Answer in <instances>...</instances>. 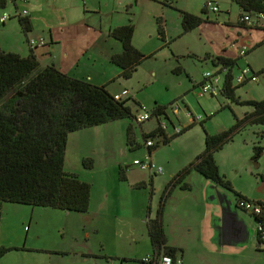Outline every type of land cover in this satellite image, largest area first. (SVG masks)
<instances>
[{
  "label": "rangeland",
  "instance_id": "374dc122",
  "mask_svg": "<svg viewBox=\"0 0 264 264\" xmlns=\"http://www.w3.org/2000/svg\"><path fill=\"white\" fill-rule=\"evenodd\" d=\"M17 3L18 8L21 10L23 2L18 1ZM218 3L223 12L230 7L231 17L235 20L238 16V7L231 0H223V4L220 1ZM0 11L13 14V1L7 0L6 6ZM169 12V15H164L163 18L164 25H167V30H165L168 39L167 48H162L157 51L156 55L145 59L138 65L130 78L115 76L113 80H107L108 89L111 91L113 88L118 87L129 90L131 96L129 104L133 112L138 105L149 109L155 103H160L167 106V114L177 124L175 116L168 105L170 100L175 99L179 106L183 108V104L180 102L182 98L184 107L187 106L191 109L195 116L198 114L202 116L200 121L196 120L168 144L164 145L158 139H154L156 143L158 142V146L151 152V159L156 166H160L163 170L162 173L153 176L156 181V189L161 187L164 179L163 175L167 173L168 169L175 168L178 160L184 161L190 155L194 157L203 151L206 133L215 134L230 127L234 123L233 114L240 117L244 112L251 110L250 106L238 105L223 96L215 97L209 94L198 96L195 93L197 88H192V82L201 78L203 70L214 69V67L210 63H205L206 60L200 62L191 58L190 51L209 49L222 52L223 49H226L235 56L239 55L241 56L237 60L239 70L235 71L236 74L240 73V70L247 64L255 71L262 69L259 67L264 68V43L254 48L253 44H243L246 41L242 36L235 38L238 40L237 43L232 42L235 33L234 30L221 23L225 19L224 15H221L222 12L213 13L208 11L207 14L203 13L202 16L204 19L205 17L217 18L220 24L214 26L204 23L184 34H181L179 12L174 9ZM15 16L13 15L7 20V24L12 22V26L16 28V30L13 29V34L7 40L12 42L9 46L3 44V47L6 51L23 52L25 48L28 50L26 33L20 27L18 18ZM104 17L105 15L101 17L98 14H92L89 16V21L91 23L99 19L104 21ZM108 18L109 15H107ZM111 18L113 21L118 19L116 14H113ZM142 19H146V17H142ZM132 22H135V20H132ZM151 25L152 28L149 30L140 25L136 29L135 39L141 44L143 42L152 45L154 42L163 44L160 40L161 34L158 27L153 21H151ZM224 31L230 32L231 36L226 37ZM251 33L261 34L263 37L262 30H253ZM239 47H244L245 53L247 49V53L240 55ZM175 67L180 68L178 71H174ZM152 71L154 72L152 73ZM247 77L248 80L245 84L236 89V95L241 99H263L264 70L260 72L258 81L249 79L251 77L249 74ZM218 78L221 82L222 74H218ZM180 120H182V117H180ZM155 122V118L144 121L141 126L132 122L134 148L127 145L125 131L121 132L119 127L125 125V123L128 124V120L102 123L70 133V138L74 139L79 136L81 140L77 146L66 150L64 170H71L77 173L80 179L92 183L88 211L77 213L48 207L0 202V242L16 243L21 247L24 244L23 242L26 241L27 244L34 245L35 248L39 249L38 252L28 251L27 253L6 252L4 255L2 254L0 264H119L117 262L120 259H125L127 264H139V261L143 258L152 256L153 250L146 233L145 223L137 219L142 216L143 219L146 217V203H151L155 213L156 201H158L162 189L157 190L156 193L154 192L156 197L153 200L148 198L150 197L148 189L140 191L142 196H138V200H142V206L145 209L142 208L143 214H138L136 212L138 208L133 204L136 193L129 189L128 181H132L135 176L140 177L143 173L146 174L147 183H149L150 178L146 171H140L135 166L128 165V163L134 157L143 158L144 154H147L142 132ZM100 130L101 134H98ZM166 131L168 135H171L174 130H171V126L168 125ZM261 132H264V125H248L236 134L233 140L225 143L221 149L216 151L214 159L219 174L228 179L234 192L253 195V198H249L264 205V201L260 199H264V150L257 161L252 159L253 146L260 144L264 146V138L259 135ZM88 138H92L91 142ZM258 141H260V144H257ZM87 143L89 144L88 151L92 161L80 159L83 147ZM92 149L95 153H90ZM83 153L88 152L83 151ZM84 161L91 163L93 166L84 167ZM119 163L123 167L126 165L128 169L126 176L128 178H124L123 174H120ZM132 169L135 171L129 173ZM203 179L204 177L196 170H191L179 183L180 189L186 190V194L190 195L189 201H187L190 206L193 204L192 201L195 197L199 198L201 193L200 183ZM185 180L189 181L192 190L188 191L182 188L184 184H187ZM104 187L112 193L106 203V206H109L106 213L105 207H102L100 203L105 201L101 196L104 193ZM203 187L206 188L205 185ZM228 192L235 196L234 192L230 190ZM145 193L149 195L147 198H145ZM171 196L172 194L169 195V199ZM200 206L203 207L204 204ZM239 213L253 228L249 217L251 210L246 213L242 211ZM151 216H154V214L151 213ZM192 220L193 217L187 219H184V217L174 218L168 220L165 224L166 236L169 242L174 245L180 244L184 248L186 264H264V257L257 248L256 238L251 230L246 243L225 246L217 250L216 247L213 248L209 244L210 242L202 240L204 235L202 228L199 227L198 229V223H193ZM187 224L192 226L193 230L191 232L188 231V226L184 227ZM27 230L28 232H26ZM26 233H28V237L25 240ZM87 233H89V236L86 235ZM89 243H93L91 246L93 248L92 254L88 252L87 258H80V251L85 250L86 245ZM57 248L68 251L69 254L62 256L60 253L48 252ZM100 249L105 255L103 259L98 258ZM107 255H110L109 258Z\"/></svg>",
  "mask_w": 264,
  "mask_h": 264
},
{
  "label": "trees",
  "instance_id": "16d2710c",
  "mask_svg": "<svg viewBox=\"0 0 264 264\" xmlns=\"http://www.w3.org/2000/svg\"><path fill=\"white\" fill-rule=\"evenodd\" d=\"M231 1L240 10L238 15L240 26L247 30L261 29L260 26L247 24L244 17L264 15V0ZM202 12H206L205 9ZM220 12L219 9L217 13ZM179 14L182 34L197 28L202 22L216 23L184 11H179ZM17 18L20 27L27 33L31 29L28 18L19 15ZM133 30V24L127 23L113 28L110 32L122 46L121 53L113 54L111 61L121 69L120 76L126 79L133 75L138 65L145 59L155 55V53L145 55L132 44ZM159 33L162 34L161 26ZM192 57L199 61L211 59L208 55L202 58L195 55ZM210 61L215 67L221 65L220 71L216 73L209 71L213 77L219 72L223 73L221 85L218 82L220 93L212 96H223L238 105L250 106L251 110L244 112L240 117L233 114L234 123L230 127L215 134L206 133L203 151L171 178L165 186V193L172 186L179 185L191 170H196L205 179L231 191L230 182L218 172L214 153L225 143L233 140L234 136L248 125H264V98L241 99L236 95V89L247 81L245 80L243 84L234 83V78L238 74L235 71L239 70L236 61L223 56L213 57ZM178 70L175 68L174 71ZM201 78L200 83L203 82V76ZM130 98L131 96L127 94L115 99L105 85L70 76L53 65L42 66L32 53L21 56L0 49V202L77 213L87 212L91 195L90 183L80 179L76 173L64 170L68 137L70 133L102 123L128 120L126 143L130 146L132 122L140 126L141 122L137 121L136 114L142 108L138 105L140 108L133 112L129 104ZM133 102L136 103L134 100ZM175 103L177 102H173ZM173 104H169L168 107L171 109ZM166 109L167 106L156 105L148 109L151 117L156 116L158 121L155 129L142 133L145 143L148 140L152 141L150 146L145 145L148 155L158 146V142L156 143L154 139L165 145L190 127V125L181 126L179 132L166 137L159 127L160 120H165L167 125L175 128ZM160 115L163 119L159 120ZM259 135L264 138V132ZM257 144H260V141ZM263 150V145H254L252 159L257 161ZM83 165L87 166L85 161ZM125 169L126 166H119L120 174ZM189 187L190 185L184 184L182 188L188 190ZM235 198L236 203L240 200L248 201L240 194H235ZM161 218L162 199L155 216L147 220L146 230L153 251L163 252L171 256L174 261L176 249L166 245ZM254 232L257 248L264 257V237L262 238L255 229ZM7 250L8 248L0 247V255ZM140 261L148 262L144 258Z\"/></svg>",
  "mask_w": 264,
  "mask_h": 264
},
{
  "label": "crops",
  "instance_id": "0c3cea01",
  "mask_svg": "<svg viewBox=\"0 0 264 264\" xmlns=\"http://www.w3.org/2000/svg\"><path fill=\"white\" fill-rule=\"evenodd\" d=\"M18 1L23 2L21 10L18 8V3H17ZM208 1H214L215 3H217L219 9L220 10L222 9L218 2L220 1V3L223 4L222 3L223 0H14L13 14H9L6 12L9 16L5 19H1L2 13L5 11H0V28H1L0 29V42H2L0 43V49L6 51L3 47L4 46L3 44H7V46L11 44L12 41H7V40L9 37H11V34H13V29L16 30L15 26H12V22H9V24H7V20L13 17V15H16L15 17H17L18 15L27 17L29 22L31 23V29L26 33V45L28 47V50L27 48H25V51L23 52L13 51L14 53H17L21 56H26L29 53H32L35 55L38 62L42 66L53 65L61 72L68 74L70 76H73L76 78H85L95 84L105 85L107 90L111 94H115V93L120 92L123 89H126V90L128 89L127 88L121 89L119 87L113 88L112 91L108 89L107 80H110V81L113 80L115 76H120V72H121V69L117 65L113 64L111 61V56L113 54H119L122 51L121 43L117 39H115L113 36H111L110 34L111 30L113 28L125 25L127 23L133 24L134 30H133V35H132V44L140 52H142L145 55H150L152 53H155L156 55L158 50L162 48H167V44H168L167 42L168 39H167V36L165 35V30H167L166 29L167 25H164L163 23L164 15H169L170 13L169 11L174 9L177 12L184 11V12H188V13L200 16L204 20V18L202 17L203 16L202 11L204 9L203 8L204 4ZM190 2H195V3H190ZM6 3H7V0H0V9L4 8L6 6ZM23 10H26L27 12L24 14ZM225 10L227 11L225 12L221 11L222 12L221 15H224L223 17L225 18L221 21V23L223 25L228 26L231 30H234V33H235L234 37L233 38L231 37L233 40L232 42L235 41L237 43L238 40L235 38L237 36H242L243 39L247 42L243 44H248V45L253 44L254 48L261 46L264 43V21L260 25L261 29L247 30L244 27L239 25L238 16L235 18V20L232 19L230 7L228 9L226 8ZM205 11L206 12L204 13L207 14V10ZM239 13H240V10L238 8V15ZM92 14H98L101 17L102 15H105L104 19L106 21L105 20L102 21V19L101 20L99 19L95 21L94 23H91L89 21V16H91ZM113 14L117 15L118 17L117 21H113V19L111 18ZM107 15H109L108 19H107ZM142 17H146V19H142ZM147 17H150V18L147 19ZM205 18L207 20L216 22L211 25L216 26L220 24V21H218L217 18H213V19L209 17L208 18L205 17ZM132 20H135V22H132ZM151 21H153L156 27H158V31H159V26H161L162 34L160 35V40L163 42V44L157 43V42H154L153 45L144 43V42L141 44L139 43V41L135 39V36L137 35L136 29L140 25H143L148 30L151 29L152 28ZM204 23H209V22L206 21V22H202L201 24H204ZM253 30H262L263 37L261 34L251 33ZM225 33H226L225 34L226 37L231 36L230 32L226 31ZM181 34H182V29H181ZM30 40H35L37 42L39 40H44V44L36 43L34 45H30L29 44ZM241 49L242 47L241 48L239 47L238 50L240 51ZM246 53H247V49H246ZM189 54L190 56L195 55V56H198L199 58H202L205 55L210 56L211 59L217 56L231 58L236 61L237 66H238L237 60L239 59V57H241L239 55L238 56L233 55L226 49H223L222 52L211 51L209 49L202 50V51L193 50V51H190ZM191 58L195 59L196 61H199L195 57H191ZM211 59H206L205 63H210L211 66H213L210 61ZM203 61H200V62H203ZM213 67L214 69H210L213 71V73L214 72L216 73L221 70V65H218L217 67L215 66ZM245 67L250 68V71L248 73L250 76L252 75L257 76V81L259 80L260 72L264 70L263 67H259L262 69H260L259 71H255L248 64ZM175 68L179 69L180 67H175ZM210 70L207 69L205 71H210ZM205 71L203 70V72ZM153 72L154 71H152V73ZM186 72L190 74V72L188 71ZM218 74H222V79H223V73L219 72L215 74V76L217 75L216 76L217 80L219 84L221 85L220 79L218 78ZM248 74L246 75V77L248 76ZM201 79L202 78H200L199 80L193 81L192 88H197V86L201 82ZM246 80H248V77ZM128 95L130 96V92L128 93ZM180 100H181L180 101L181 104H183V108H180L178 113L176 114L173 113L177 121V124H175L172 119L171 120L173 124H175V127L177 126L186 127L187 125L191 126V124H193L196 120L189 122L187 118L185 117L184 112L186 110H189L192 114L193 112L187 106L184 107V101L182 98ZM176 101L177 100L172 99L170 100L169 104L171 105L173 104V102H176ZM155 105L163 106L160 103H155ZM139 106L147 109V107L145 106H142V105H139ZM139 106H137L136 110L140 108ZM180 117H182V120H180ZM151 118H155L156 122L153 125H150L148 129L143 130L142 133L149 132L155 129V127L157 126L158 121H157L156 116H153ZM158 119L159 120L163 119L162 115H160ZM200 120L201 118L198 121ZM141 123H140V126H141ZM127 125L128 124L125 123V125L119 126L121 132L125 131V134H126ZM171 130H173V127H171ZM173 133L175 132L173 131ZM98 134H101V130L99 131ZM164 135L166 137L169 136L167 131L164 133ZM88 139H89V142H91L92 138H88ZM131 139H132V144L130 145V148H134L135 146H134V140L132 136H131ZM80 140L81 138L79 136H76V138L74 139L68 137L66 150L68 148H74L75 146H77ZM88 148H89V144L87 143L83 147L82 155L80 156L81 160L92 161ZM66 150H65V156H64V167H65ZM83 151H87L88 153H83ZM90 153H95L94 149L90 150ZM146 153L148 154V150ZM197 155L194 157H191L192 155H190L184 161L178 160L177 166L175 168L168 169L167 173L163 175L164 179L159 189L155 188L156 181L153 179V176H156L160 173L153 172L154 170L148 171L145 169H141L139 165L133 164L134 159H143V158L134 157L132 158V161L128 163V165L131 164L135 166L136 168H138L140 171H143V172L146 171L148 173L147 175H149V178H150L148 180L149 183H147L146 174L143 173L138 178L135 176V178L132 179V181L131 180L128 181L127 179L130 185L129 189H132V191L136 193V197L135 199H133V204H135V207L138 208V210L136 211L138 214H143L142 208L145 209V207L142 206V200L140 199L138 200V196L139 197L140 195L142 196V192L140 191L148 189L150 197H148L149 195L145 193L144 194L145 198L148 197L150 200H153L156 197L154 195V192L156 193L157 190L162 189L160 196L158 197V201L155 200L156 201L155 213L153 212L151 203L150 204L146 203L147 204L146 217L143 219L142 218L143 216H142L138 218L137 220L144 222L146 226L147 220L155 216L158 205L160 204L161 199H162V218L161 219H162V225H163L166 245L176 249L175 257L180 258L182 260V264H186L185 258H184V251H185L184 248H182L180 244L174 245L173 243H170L166 236L165 224L170 219H174V218L180 219L181 217H184V219H187L188 217H193V220H192L193 223L197 222L198 229L199 227H201L204 233L202 240L208 243L210 242L209 244L213 248L216 247L217 250L222 249L221 247L237 245L236 240L240 239L242 234H244V231L246 230L248 234H247V240L245 241V243L248 241L250 237V230L253 232L255 236L254 218L251 215L249 216L252 221L253 228H251L248 222L239 213L241 211L243 213H246V212L240 208H238V216L239 218L243 220V223L240 221L236 222L235 220H230L229 221L230 223L228 224L225 223L226 228L222 225L221 223L222 212H221L219 197L217 196V194L219 193L226 194L227 195L226 198L227 199L230 198V200L233 202L234 205L237 206V203L235 200L236 199L235 196L230 194V192L225 190L220 185H216L212 183L211 181L204 178L205 180L203 179L202 182L200 183L201 193L199 194V198L195 197L194 200L192 201L193 204L191 206L187 204V201H189L190 195L186 194L187 193L185 192L186 190L180 189L179 185L172 186L165 193V190H164L165 186H167L171 178L179 170L185 167L189 162L193 161V159L197 157ZM149 156H150V161L154 164V162L151 159V153H149ZM86 164H87L86 167L93 166L91 163H86ZM119 166L121 167L122 164L119 163ZM66 171L73 172L71 170H66ZM134 171L135 170L132 169L129 171V173H132ZM127 172H128V169L126 168L122 173L124 178H128V176H126ZM83 180L86 181L85 179ZM87 182H89L90 185H92L90 181H87ZM185 182L189 184V181L185 180ZM204 185L206 186V188L203 187ZM231 189H232V186H231ZM190 190H192V186L189 187L188 191ZM231 191L234 192L233 189ZM103 192L105 193V195L103 193L101 196L103 200L105 199V201L100 202V203L102 204V207H105V213H106L109 208V206H106V203L108 201L109 196L112 195V193L108 191V189L105 187H104ZM234 193L240 194L241 196L247 198L248 200H252L250 198H253V195H246V194H242L237 191H235ZM170 194H172V196L169 199ZM260 199L264 201V199L262 198ZM201 204H204V206L201 207L200 206ZM193 206H196V207H193ZM151 213H153L154 216H151ZM243 224L245 225V228ZM186 226H188L189 232L193 230L192 226L187 224L184 227ZM227 227L229 229L228 230L229 232L231 230H233L231 233L235 232L233 237L231 236L229 237L226 234L228 233ZM95 229L98 231L97 228ZM28 230L26 232H28ZM146 233H147V230H146ZM86 235L89 236V233H87ZM25 236H26L25 237V240H26L28 237V233H26ZM23 243H24L23 246L20 247V245L16 243L0 242V247L8 248V250L5 251L3 255L9 251L21 252V253H27L28 251H34V252L39 251V249L35 248L34 245L27 244L26 241H24ZM92 244L93 243L87 244L86 249L80 251V256H79L80 258L81 257L87 258L89 254H92L91 253L93 251L92 250L93 248L91 247ZM101 249L99 250L98 258L103 259L105 255L102 253ZM62 250L63 249L57 248V249H53L48 252L58 253V254L60 253V255L62 256H66L67 254H69L68 251H62ZM152 254H154V251H152ZM109 256L110 255H107L108 258ZM1 257L2 255H0V258ZM121 260L122 259L118 260L117 263L127 264L125 263L126 262L125 260L124 261H121ZM139 264H141V261H139Z\"/></svg>",
  "mask_w": 264,
  "mask_h": 264
},
{
  "label": "built area",
  "instance_id": "2783aa9c",
  "mask_svg": "<svg viewBox=\"0 0 264 264\" xmlns=\"http://www.w3.org/2000/svg\"><path fill=\"white\" fill-rule=\"evenodd\" d=\"M207 11H211L213 13H217L219 11V7L217 4H215L213 1H208L204 4L203 7ZM27 11L23 10V13L25 14ZM9 15L6 12L2 13L1 19L7 18ZM244 21L247 24L250 25H255V26H260L261 23L264 21V15L259 14L257 17H250L248 15H245ZM44 44V40H39L38 42L35 40H30L29 44L34 45V44ZM240 55L245 54V48L243 47L239 51ZM250 68L249 67H244L243 69L240 70V73H238L235 78H234V83L240 84L244 82L247 77L246 75L249 73ZM203 76V82L199 84L197 90L195 93L198 96H203L205 94L209 95H218L220 93V86L218 84V80L216 77H213L209 71H205L202 74ZM249 79L251 80H257V76L252 75ZM129 93L128 90L123 89L118 93L113 94L115 99H119ZM171 110L173 111L174 114L178 113L180 110L179 104L175 103L171 106ZM185 117L187 120L190 121H195L199 120L201 118L200 115H193L190 111L186 110L184 112ZM151 117V112L146 109V108H141L138 110L136 114L137 121L139 122H144L148 120ZM160 129L163 131V133L166 132L167 129V123L165 120H160L159 123ZM174 132H179L181 130V126H177L173 128ZM152 144V141L148 140L146 141L145 145L150 146ZM133 164L139 165L141 169H145L148 171L157 172V173H162L163 170L160 166H156L150 161V156L148 154H145L142 160L139 159H134ZM237 207L244 210L247 212L248 210H251V216L255 219V226L254 229L256 232H258L261 237H264V205L263 204H256L255 202H251L250 200H240L239 203H237ZM148 257H145L144 260L148 261ZM124 264V263H122ZM156 264H182V260L180 258H176L174 261L171 256L160 252L157 258Z\"/></svg>",
  "mask_w": 264,
  "mask_h": 264
},
{
  "label": "water",
  "instance_id": "95a60500",
  "mask_svg": "<svg viewBox=\"0 0 264 264\" xmlns=\"http://www.w3.org/2000/svg\"><path fill=\"white\" fill-rule=\"evenodd\" d=\"M219 194H217V196L219 197V202H220V207H221V212H222V215H221V223H222V225L226 228L225 223L226 224L230 223L229 222L230 220H235L236 222L240 221V222L243 223V220L241 218H239V216H238V207L233 204V202L230 200V198H228V199L226 198L227 197L226 194H222V193H219ZM244 228H245V225H244ZM228 230L229 229L227 227V232L228 233H226V234L229 237L230 236L233 237L235 232L231 233L233 230H231L230 232ZM247 234H248L247 230L244 231V234H242L240 239L236 240V243L237 244L244 243L247 240Z\"/></svg>",
  "mask_w": 264,
  "mask_h": 264
},
{
  "label": "flooded vegetation",
  "instance_id": "af4514ba",
  "mask_svg": "<svg viewBox=\"0 0 264 264\" xmlns=\"http://www.w3.org/2000/svg\"><path fill=\"white\" fill-rule=\"evenodd\" d=\"M159 253H160L159 251H154V254H152V256L149 257V260H148L147 263H149V264H156Z\"/></svg>",
  "mask_w": 264,
  "mask_h": 264
}]
</instances>
